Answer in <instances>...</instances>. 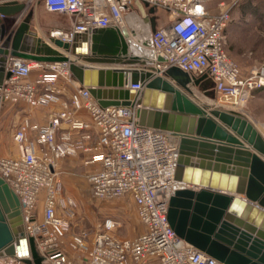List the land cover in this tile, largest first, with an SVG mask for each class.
Wrapping results in <instances>:
<instances>
[{"label":"built area","instance_id":"1","mask_svg":"<svg viewBox=\"0 0 264 264\" xmlns=\"http://www.w3.org/2000/svg\"><path fill=\"white\" fill-rule=\"evenodd\" d=\"M18 1L25 8L15 22L33 0ZM205 1L42 0V5L47 12L72 18L68 27H53L48 34L68 43L89 28L124 26V15L134 4L163 9L168 21L151 31L148 47L156 73L177 66L196 76L206 74L218 101L228 103L230 110L242 108L252 91L264 86V64L243 75L226 51L224 30L239 0H219L215 12L207 10ZM5 69L9 74L0 84V105L50 108L44 125L23 114L12 132L17 154L0 156V176L20 200L24 230L41 264H225L169 225V198L187 186L175 178L177 135L140 125L139 103L101 106L73 77L67 60L35 61L8 54ZM33 69L37 73L31 78ZM70 85L74 88L66 93ZM124 87L140 91L143 85L128 81ZM81 153L83 164L92 166L85 176L93 196H130L142 226L138 235L116 236L120 221L107 216L95 228H79L67 237L76 202L61 195L59 161ZM0 264L28 263L5 255Z\"/></svg>","mask_w":264,"mask_h":264},{"label":"water","instance_id":"2","mask_svg":"<svg viewBox=\"0 0 264 264\" xmlns=\"http://www.w3.org/2000/svg\"><path fill=\"white\" fill-rule=\"evenodd\" d=\"M24 8L22 1L0 2V84L9 74L8 54L67 60L73 77L101 106L139 103L140 125L178 136L175 178L187 186L169 198L167 219L174 232L225 264H264V135L257 127L235 110L195 101L191 86L212 85L206 74L177 66L156 73L119 28H89L72 43L45 40L30 29L32 9L9 28ZM141 45L149 47L150 37ZM128 81L143 88L124 87ZM5 255L41 264L24 230L20 200L0 176V257Z\"/></svg>","mask_w":264,"mask_h":264},{"label":"rangeland","instance_id":"3","mask_svg":"<svg viewBox=\"0 0 264 264\" xmlns=\"http://www.w3.org/2000/svg\"><path fill=\"white\" fill-rule=\"evenodd\" d=\"M242 3L250 6L251 9L252 7L253 9L254 8L258 9L254 11L255 14H253L252 17L259 20L264 19V0H239L238 3L234 5L233 9ZM35 7L37 10L41 12V14L38 16L37 20L34 17H32L30 22V29L33 31L35 29V33L38 36H41L46 39L48 38L49 30L51 28L61 25L60 22L61 15L57 13L45 12L42 7V0H33L31 4L27 7L24 14L30 9L34 10ZM216 8H217V4H216ZM249 13L252 12L251 11L242 12V15H248ZM20 20H18V22L15 21H13V23L11 22L10 23L11 26L9 28L10 29L14 28L20 22ZM146 25H148V22ZM146 25L144 27L145 35L150 37L152 29L150 28L149 25L148 26ZM253 29L258 32L257 33L254 32L250 34L249 31L247 34L240 35L239 37H237V43L229 44V42L226 41L225 47L229 57L239 65L240 69L242 67L241 64L247 67L245 72L241 71L243 75H249L251 73L250 71L254 67L264 64V23L257 25V27H254ZM254 40H256L255 41L256 47L259 48L258 49L259 53L256 58L253 56L252 53H250V51H252L253 49L252 47ZM231 48H235V50L238 51L241 50L242 48H248V49L247 51H245V55L243 56V58L241 60L240 59L238 60L233 58L229 54L230 52L229 49L231 50ZM146 53L147 54H145L142 51L141 53H139V55L142 57V61H144L146 65H153L151 58L148 57V52ZM202 85L206 86V88L204 87L202 88V86H196V85L191 86L192 89L191 97L195 101L209 107L230 109L228 107L229 106L228 103L222 100L218 101L219 100L218 95L214 90L213 83L210 86L206 85L205 83H202ZM248 101L249 99L242 108H238V109L234 108V110L252 119L253 114L251 113L250 110L251 106L250 104H248ZM16 123L17 122H15L14 124ZM256 123H257L256 124L257 129L264 135V128L262 126L264 124V121L256 122ZM14 124L12 123L4 130L3 132L4 136L2 142L0 143V147L2 146L6 148L8 147L9 142L13 143L12 127L14 129ZM6 155H11V154H6ZM70 158H74V157L62 158L59 161V165L62 161L66 162ZM62 175H64L65 177L63 178V176H61V170L59 169V176L62 182L61 195L70 196L76 202L74 217L71 219V229L70 232H68L67 237L70 235L69 233L79 228H87V229L95 228L96 225L101 220H103V218L107 216L116 218L120 221V226L115 231L116 236L120 238H132L138 235L142 231V226L138 221L136 212L134 210L133 201L130 198V196L126 195L113 199L97 198L93 196V194L91 193L90 184L88 183L86 176L84 174L66 175L62 173ZM38 207L39 210L41 211V202L38 203ZM62 211L63 209L59 208V212L62 213Z\"/></svg>","mask_w":264,"mask_h":264},{"label":"crops","instance_id":"4","mask_svg":"<svg viewBox=\"0 0 264 264\" xmlns=\"http://www.w3.org/2000/svg\"><path fill=\"white\" fill-rule=\"evenodd\" d=\"M218 0H206L204 2L205 7L207 8L208 11L210 12H215L216 11V4ZM43 7V5H42ZM143 9L145 13H143L140 9ZM44 9V7H43ZM253 9V7H252ZM252 9L250 6L246 4H240L236 8H234L231 11V18L229 22L227 23L224 33L226 37V41L231 43H237V37H239L242 34H247L249 33H254L258 32L255 31L253 28L257 27V25L264 23V19L259 20L255 19L253 16L254 11L258 9ZM261 9V8H260ZM45 12H47L44 9ZM251 11L252 13H249L248 15H242V12H249ZM50 13V12H48ZM41 14L39 10L36 9V7L33 10V17L37 20L38 16ZM61 15V27H68L72 18L70 16L60 14ZM168 21V16L167 13L161 9V8H152L149 6H138V5H132L129 10L125 13L124 15V29H120L121 32L126 36L127 39L132 43L131 45L134 47H137V45H141V41L144 40L145 36V31L144 27L148 22V25L152 23L154 25V28L163 25ZM146 25V26H148ZM139 30V31H138ZM35 32V29H34ZM126 32L128 33L126 35ZM141 32V33H140ZM129 37V38H128ZM146 37V36H145ZM43 38V37H42ZM45 39V38H44ZM47 39V38H46ZM45 39V40H46ZM78 42V40H76ZM255 41L253 42V49L250 51V53L253 54V56L256 58L258 55V49L255 45ZM230 46V45H229ZM228 47V44H227ZM248 48H242L241 50H235V48L229 49V54L235 58V59H242L243 56L245 55V51H247ZM150 50L148 52V57L150 56ZM241 71L245 72L247 69L246 66L241 64ZM37 73L36 69H33L30 73V77L34 78ZM204 83V82H202ZM73 86H67V91L66 93H69L70 91L73 90ZM248 104H250V110L251 113L253 114L252 119L248 118L255 126L256 122H261L264 121V86L255 89L249 98ZM261 108V109H259ZM8 113V114H7ZM23 114H28L29 117L33 122H36L40 125H44L47 123L49 114H50V108H42V107H37V108H28L27 106L24 105H12L10 103H2L0 105V143L2 142L3 139V132L12 123L14 124L15 122L18 123L20 120V117ZM14 124V128L17 125ZM12 130L13 127H12ZM13 132V131H12ZM8 147H0V155H6V154H11V155H16L17 154V149L16 145L13 142L8 143ZM85 158V154L81 153L79 156H76L74 158H70L68 161L64 162L62 161L59 165V169L61 170V176L63 178L65 177L63 174L66 175H75V174H86L92 169V166L90 165H84L83 164V159ZM41 214V211L39 210V215Z\"/></svg>","mask_w":264,"mask_h":264},{"label":"bare ground","instance_id":"5","mask_svg":"<svg viewBox=\"0 0 264 264\" xmlns=\"http://www.w3.org/2000/svg\"><path fill=\"white\" fill-rule=\"evenodd\" d=\"M124 26L123 25H121L120 26V28L119 29H124L123 28ZM139 31V30H138ZM141 33V32H140ZM126 34H128L127 32H126ZM146 36V35H145ZM144 36V38H148V36H146L145 37ZM130 44H132L131 42H130ZM85 45V44H84ZM135 48V53H137L138 55H139V53H141V51L142 52H144L145 54H147L146 52H149V49L146 47V46H143V45H137V47H134ZM140 51V52H139ZM139 52V53H138ZM155 69L157 68L156 66H153ZM158 70L156 69L155 70V72H157ZM263 126V128H264V124L262 125Z\"/></svg>","mask_w":264,"mask_h":264}]
</instances>
